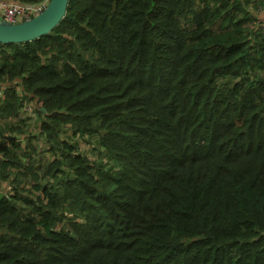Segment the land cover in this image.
<instances>
[{
    "label": "trees",
    "instance_id": "obj_1",
    "mask_svg": "<svg viewBox=\"0 0 264 264\" xmlns=\"http://www.w3.org/2000/svg\"><path fill=\"white\" fill-rule=\"evenodd\" d=\"M262 4L68 0L0 44V264H264Z\"/></svg>",
    "mask_w": 264,
    "mask_h": 264
},
{
    "label": "water",
    "instance_id": "obj_2",
    "mask_svg": "<svg viewBox=\"0 0 264 264\" xmlns=\"http://www.w3.org/2000/svg\"><path fill=\"white\" fill-rule=\"evenodd\" d=\"M45 0L37 2L43 5ZM68 0H48L43 11L30 20L9 23L0 17V44H20L38 39L52 31L63 18ZM10 137H7V140ZM0 142V145L5 144Z\"/></svg>",
    "mask_w": 264,
    "mask_h": 264
},
{
    "label": "built area",
    "instance_id": "obj_3",
    "mask_svg": "<svg viewBox=\"0 0 264 264\" xmlns=\"http://www.w3.org/2000/svg\"><path fill=\"white\" fill-rule=\"evenodd\" d=\"M47 1L48 0H45L44 4L40 6L37 5V2L30 4H22L14 1L0 0V17H2L5 21L9 23H19L22 21L30 20L31 18L39 15L43 11L45 3H47ZM255 11L256 13H264V0L262 7ZM257 21L260 22L264 31V20H260L257 18ZM25 111L28 114H32L33 106L31 104L27 105L25 107Z\"/></svg>",
    "mask_w": 264,
    "mask_h": 264
},
{
    "label": "rangeland",
    "instance_id": "obj_4",
    "mask_svg": "<svg viewBox=\"0 0 264 264\" xmlns=\"http://www.w3.org/2000/svg\"><path fill=\"white\" fill-rule=\"evenodd\" d=\"M253 13H255L256 17L260 20H264V13L263 12H260V13H256L255 9H252L251 10ZM264 24V22H263ZM40 121V119H39ZM39 121H38V115H36V117L34 119H31V120H27L25 121L22 125V134L19 136L20 137V143H21V146L22 147H25L27 145V138L28 136H31L32 138V142L35 143V146L38 148V149H45V144L43 142V140H38L39 139V134H38V128H39ZM1 127V125H0ZM38 140V141H36ZM7 142V141H6ZM80 148L81 149H87L88 148V145L87 144H83L81 143L80 145ZM9 188V185L8 184H4L2 185V187L0 188V191L2 192H6L7 189Z\"/></svg>",
    "mask_w": 264,
    "mask_h": 264
},
{
    "label": "crops",
    "instance_id": "obj_5",
    "mask_svg": "<svg viewBox=\"0 0 264 264\" xmlns=\"http://www.w3.org/2000/svg\"><path fill=\"white\" fill-rule=\"evenodd\" d=\"M14 2H18V1H14Z\"/></svg>",
    "mask_w": 264,
    "mask_h": 264
}]
</instances>
